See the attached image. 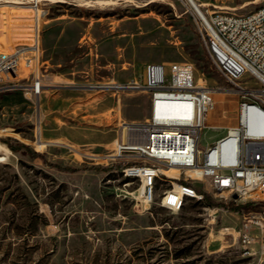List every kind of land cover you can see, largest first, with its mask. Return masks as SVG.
Segmentation results:
<instances>
[{
    "label": "rangeland",
    "instance_id": "374dc122",
    "mask_svg": "<svg viewBox=\"0 0 264 264\" xmlns=\"http://www.w3.org/2000/svg\"><path fill=\"white\" fill-rule=\"evenodd\" d=\"M197 2L236 13L264 6ZM184 3L41 0L36 24L28 0H0V51L30 44L37 27L45 83L34 96L24 69L19 86L0 88V264H264V254L247 255L236 243V212L195 199L177 212L141 205L122 162L102 160L119 120L149 116L150 95L90 86L139 80L150 61L188 62L195 79L214 90L201 148L236 125L237 96Z\"/></svg>",
    "mask_w": 264,
    "mask_h": 264
},
{
    "label": "built area",
    "instance_id": "2783aa9c",
    "mask_svg": "<svg viewBox=\"0 0 264 264\" xmlns=\"http://www.w3.org/2000/svg\"><path fill=\"white\" fill-rule=\"evenodd\" d=\"M37 21L44 14L41 0H28ZM183 3L185 0H181ZM185 4V3H184ZM254 19L244 13L200 6L190 9L202 45L218 72L237 96V122L205 148L200 134L214 109V90L195 79L188 62L144 64L141 78L114 86L150 95L149 116L119 120L109 154L102 160L122 162V175H133L141 205L156 202L177 212L190 199L205 194L240 205L234 239L247 255L264 254V6ZM39 34L28 45L0 51V88L17 85L24 69L32 81L27 90L39 96ZM215 126V125H213ZM162 175L164 186L155 184ZM131 183V182H130ZM246 206L247 211L242 207Z\"/></svg>",
    "mask_w": 264,
    "mask_h": 264
},
{
    "label": "bare ground",
    "instance_id": "6f19581e",
    "mask_svg": "<svg viewBox=\"0 0 264 264\" xmlns=\"http://www.w3.org/2000/svg\"><path fill=\"white\" fill-rule=\"evenodd\" d=\"M13 2H15V1H13ZM185 3L187 5V10H189V11L193 7H196L197 9H199L200 6L206 5V3H198L197 0H186ZM254 17H255V10H250V11L244 13V19H254ZM111 83H114V82H111ZM111 83H106V84L108 86H114ZM118 85H122V84L118 83ZM91 86H95V85H91ZM125 177L133 178V175L132 174H125ZM157 180L164 181V179L162 178V175H155V184H156Z\"/></svg>",
    "mask_w": 264,
    "mask_h": 264
},
{
    "label": "trees",
    "instance_id": "16d2710c",
    "mask_svg": "<svg viewBox=\"0 0 264 264\" xmlns=\"http://www.w3.org/2000/svg\"><path fill=\"white\" fill-rule=\"evenodd\" d=\"M11 149L15 150L16 148L13 147L12 145L9 146ZM38 155V154H37ZM44 160V158H43ZM66 169H71L70 167H65ZM203 202L206 205H210V206H218L221 205L223 208H226L227 210H232L234 212H237L240 209V205H234L231 201H228L226 203H218V202H213L211 197L207 194H205Z\"/></svg>",
    "mask_w": 264,
    "mask_h": 264
},
{
    "label": "water",
    "instance_id": "95a60500",
    "mask_svg": "<svg viewBox=\"0 0 264 264\" xmlns=\"http://www.w3.org/2000/svg\"><path fill=\"white\" fill-rule=\"evenodd\" d=\"M90 87H93V86H90Z\"/></svg>",
    "mask_w": 264,
    "mask_h": 264
},
{
    "label": "crops",
    "instance_id": "0c3cea01",
    "mask_svg": "<svg viewBox=\"0 0 264 264\" xmlns=\"http://www.w3.org/2000/svg\"><path fill=\"white\" fill-rule=\"evenodd\" d=\"M45 84V83H44Z\"/></svg>",
    "mask_w": 264,
    "mask_h": 264
}]
</instances>
